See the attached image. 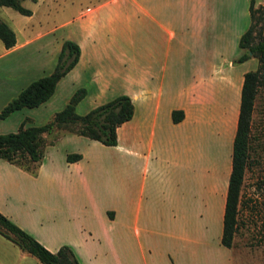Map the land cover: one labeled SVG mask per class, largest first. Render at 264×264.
<instances>
[{
  "label": "crops",
  "instance_id": "crops-1",
  "mask_svg": "<svg viewBox=\"0 0 264 264\" xmlns=\"http://www.w3.org/2000/svg\"><path fill=\"white\" fill-rule=\"evenodd\" d=\"M225 1H70L58 24L10 26L14 44L0 40V108L51 71L69 39L77 61L30 112L49 116L87 85L106 99L127 94L133 111L115 144L62 134L34 173L0 158V212L50 251L68 245L79 264H235L220 235L244 71L217 48ZM29 68L33 77H23ZM23 108L0 118V132ZM68 152L80 157L66 161ZM0 264L41 263L0 234Z\"/></svg>",
  "mask_w": 264,
  "mask_h": 264
},
{
  "label": "trees",
  "instance_id": "trees-1",
  "mask_svg": "<svg viewBox=\"0 0 264 264\" xmlns=\"http://www.w3.org/2000/svg\"><path fill=\"white\" fill-rule=\"evenodd\" d=\"M250 1L249 24L238 38V46L244 49L237 57L243 60L251 54L257 59L254 70H246L240 87L239 106L236 127L231 145V164L225 193L220 242L231 246L236 228L238 192L242 181L243 169L247 157L250 114L257 86L264 80V27L262 33L254 40L252 5ZM0 5L9 6L21 14L29 15L31 10L21 5V0H0ZM258 11L256 21L264 19V2L255 8ZM0 40L4 47L15 42L13 29L0 18ZM249 52V53H248ZM78 45L69 39L62 41L53 69L44 75L29 81L15 96L0 108V118L21 107L37 106L46 100L54 90L57 80L63 76L77 61ZM84 87L76 88L65 104L54 111L50 119L39 125H24L22 120L15 131L0 133V158L9 161L31 173L42 157L45 144H54L65 133H75L100 141L106 145L116 142V127L130 118L133 104L129 96L119 93L106 101L89 108L83 114L75 111V104L84 96ZM181 109L171 110L172 121L182 117ZM59 130H61L59 132ZM48 138V139H47ZM78 152H68L66 161L76 160ZM0 234L14 242L20 249L35 256L43 264H79L77 257L66 245H60L50 251L31 234L15 224L0 212Z\"/></svg>",
  "mask_w": 264,
  "mask_h": 264
},
{
  "label": "rangeland",
  "instance_id": "rangeland-1",
  "mask_svg": "<svg viewBox=\"0 0 264 264\" xmlns=\"http://www.w3.org/2000/svg\"><path fill=\"white\" fill-rule=\"evenodd\" d=\"M70 1L71 5L69 6ZM90 1L92 0H21V5L33 10L32 17L28 19V22H25L26 16L24 14L3 5H0V18L15 30L16 28L18 30V27L25 23L24 32L30 33L38 26L46 28L61 22L64 15L67 14L65 9H68V6L83 5ZM250 1H253L251 23H253L254 40H256L262 33L264 19L256 21L259 12L255 8L262 5L264 0H230L229 24L217 31V48L222 50L225 65H227L228 59L232 62L234 69L238 71L254 70L257 67V59L251 54L241 61L237 60V56L240 54L237 41L240 33L246 29L249 23L248 5ZM225 2L228 4V0ZM56 29L55 34L62 30L58 27ZM20 32L17 31V35ZM26 63L29 64L28 61ZM30 63L32 65V61ZM30 70L29 68L28 71H25L27 74L23 77L27 75L33 77L32 74L34 73H30ZM2 76L7 79L10 77L8 74ZM84 89V96L75 105V111L78 114H83L92 106L107 100L108 97L105 96L109 94L108 92L105 95L104 93H100L102 95L96 94L90 85ZM59 93L62 94V90ZM66 93L67 91L63 94ZM21 111L23 113L16 123L14 118L12 120L7 118L4 121L5 124H2L6 130L4 132L15 131L22 120H24V125L42 124L50 119L53 114L38 117L30 112V108L27 107ZM248 134L247 157L238 192L236 228L230 247L235 264H264V80L257 86L250 114ZM58 139L54 144L58 143ZM49 145L45 144L43 150L50 149ZM192 155L194 157V154Z\"/></svg>",
  "mask_w": 264,
  "mask_h": 264
},
{
  "label": "water",
  "instance_id": "water-1",
  "mask_svg": "<svg viewBox=\"0 0 264 264\" xmlns=\"http://www.w3.org/2000/svg\"><path fill=\"white\" fill-rule=\"evenodd\" d=\"M249 53V52H248Z\"/></svg>",
  "mask_w": 264,
  "mask_h": 264
}]
</instances>
